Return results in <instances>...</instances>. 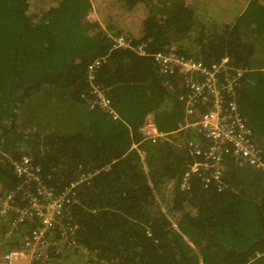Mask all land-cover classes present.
Returning <instances> with one entry per match:
<instances>
[{"label": "trees", "instance_id": "16d2710c", "mask_svg": "<svg viewBox=\"0 0 264 264\" xmlns=\"http://www.w3.org/2000/svg\"><path fill=\"white\" fill-rule=\"evenodd\" d=\"M91 8L96 21L85 19ZM107 33L125 35L129 46H113ZM142 42L149 53L176 45L206 65L226 55L244 68L235 98L264 159V0H0V194L20 182L10 160L23 154L56 191L92 174L74 188L75 229L66 241L52 232L46 263L79 252L86 264H264V171L228 159L221 189L197 178L179 189L192 161L185 146L201 138L177 131L183 78L137 54ZM100 57L92 84L87 66ZM98 93L117 119L97 104ZM35 97L48 119L57 113L61 121L38 116ZM147 116L170 142H142ZM11 221L0 215V252L33 225L12 229Z\"/></svg>", "mask_w": 264, "mask_h": 264}, {"label": "built area", "instance_id": "2783aa9c", "mask_svg": "<svg viewBox=\"0 0 264 264\" xmlns=\"http://www.w3.org/2000/svg\"><path fill=\"white\" fill-rule=\"evenodd\" d=\"M107 34L113 46H129L125 35ZM133 50L140 56H149L160 74L175 73L183 78V93L179 99L185 106L184 119L178 124L177 131L191 129L201 139L198 142L189 141L185 146L192 161L179 176L181 191H188L194 178L199 179L203 187L214 183L217 189H221L220 180L228 159L238 165L264 171L260 147L254 141L251 127L240 114L235 98V82L245 71L244 68L235 66L226 55L206 65L201 60L178 53L176 45L164 52L149 53L142 42ZM103 60L104 57L95 58L87 66L92 84L94 71ZM98 97L97 104L117 119L110 100L101 93ZM139 131L142 142H170L171 133L158 131L152 119H146ZM131 144V148L140 153L145 167L139 143ZM10 163L13 175L20 182L0 194V215L12 217V229H17V225L25 221L33 225L15 248L0 254V264H16L21 259H27L29 264H42L47 258L46 248L53 243L50 239L52 232L60 231L62 240L66 241L75 229L70 213L71 206L76 203L74 188L87 182L92 174L81 173L64 189L56 191L44 182L39 165L30 155L23 154L19 159L10 160ZM12 229L6 232V236H10Z\"/></svg>", "mask_w": 264, "mask_h": 264}, {"label": "rangeland", "instance_id": "374dc122", "mask_svg": "<svg viewBox=\"0 0 264 264\" xmlns=\"http://www.w3.org/2000/svg\"><path fill=\"white\" fill-rule=\"evenodd\" d=\"M90 16V17H89ZM99 16H98V14H96V12L93 10V8H91V10L88 12V15H87V17H85V19L87 20V21H92V20H97V19H99L98 18ZM98 21H100V20H98ZM40 103H41V98L40 97H38V98H34L33 99V102H32V105L31 106H33V107H35L37 110H38V116L39 115H41V116H43L44 118H47L48 119V113L43 109V108H41L40 107ZM45 104L47 105V101H45ZM53 117H55L54 119H53ZM151 119V117L150 116H147L146 117V119ZM55 120H57V121H61V119H60V117H59V115L57 114V113H53L52 114V116H50L49 117V119H48V122H50L52 125H54L55 123H56V121ZM43 130V129H42ZM140 149V148H139ZM141 154L143 155V156H145V154H144V152H142L141 151ZM143 156H142V158H143ZM14 234V232H11V234H10V237L12 236ZM14 238H15V235L13 236ZM17 238V237H16ZM18 241V240H17ZM61 242H59V243H57V244H60ZM69 246V245H68ZM70 248L72 247V246H69ZM76 248H78V247H76ZM80 248V247H79ZM80 249H82V248H80ZM83 251H85L84 249H83ZM62 252H64L65 253V255H67V252L65 251V250H62ZM83 254H80L79 252H76L75 254H72L71 255V253L69 252V259L67 260V258L68 257H66V258H64V255H62L61 257H60V261H56V262H54V263H52L53 261H51V262H45V264H86V257L85 256H82ZM86 259V260H85ZM19 263V262H18Z\"/></svg>", "mask_w": 264, "mask_h": 264}, {"label": "crops", "instance_id": "0c3cea01", "mask_svg": "<svg viewBox=\"0 0 264 264\" xmlns=\"http://www.w3.org/2000/svg\"><path fill=\"white\" fill-rule=\"evenodd\" d=\"M263 2V1H262ZM260 40V38H258L257 39V42ZM257 51H258V53H259V57H263L264 58V44L261 42V44H258V47H257ZM258 66H260V68H262V67H264V64H262V65H258ZM46 99V98H45ZM49 100V99H48ZM47 101V100H46ZM51 129L50 128H46V129H43L42 131L44 132V133H46V132H48V131H50ZM67 130H70V129H67ZM231 160V159H230ZM237 164V163H236ZM238 165V164H237ZM239 167H243V168H247V169H249L248 171H251V170H257V169H254V168H251V167H249V166H241V165H238ZM245 170V169H244ZM3 252V251H2ZM2 252H0V254L2 253ZM16 264H29V261L27 260V259H21L20 261H19V263H16Z\"/></svg>", "mask_w": 264, "mask_h": 264}]
</instances>
